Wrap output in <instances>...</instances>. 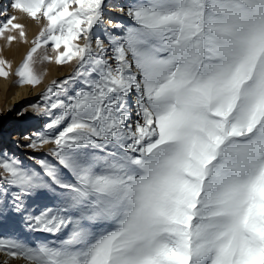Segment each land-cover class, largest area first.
Wrapping results in <instances>:
<instances>
[{
  "label": "snow or ice",
  "instance_id": "6c2138e0",
  "mask_svg": "<svg viewBox=\"0 0 264 264\" xmlns=\"http://www.w3.org/2000/svg\"><path fill=\"white\" fill-rule=\"evenodd\" d=\"M117 7L0 9V39L30 45L14 72L0 58V77L39 86L49 66H73L16 113L42 121L15 142L28 162L0 148V225L15 233L0 251L25 264H264V0ZM26 19L40 25L31 41Z\"/></svg>",
  "mask_w": 264,
  "mask_h": 264
},
{
  "label": "bare ground",
  "instance_id": "6f19581e",
  "mask_svg": "<svg viewBox=\"0 0 264 264\" xmlns=\"http://www.w3.org/2000/svg\"><path fill=\"white\" fill-rule=\"evenodd\" d=\"M108 2L110 4L109 12L115 16L118 12L117 6L127 3V0H108ZM9 3L10 0H0V9L6 8ZM3 5L5 6L2 7ZM8 12L19 15V13L14 12L10 8H8ZM4 43L1 39L0 46ZM72 71V65H67L62 68L49 66L48 72L39 86L18 85L12 81L14 75L8 79L0 78V113H3V116H0V148L8 150L9 153L16 151L21 156L34 155L30 149L17 146L15 142L20 139L22 133L27 134L29 131L35 132L42 121L38 122L30 115L21 119L16 113L36 103L38 95L53 79H62ZM35 155L39 154L36 153ZM4 261H7V264H25L23 260H13L5 252L0 251V264H3Z\"/></svg>",
  "mask_w": 264,
  "mask_h": 264
},
{
  "label": "rangeland",
  "instance_id": "374dc122",
  "mask_svg": "<svg viewBox=\"0 0 264 264\" xmlns=\"http://www.w3.org/2000/svg\"><path fill=\"white\" fill-rule=\"evenodd\" d=\"M4 6L5 5H3L2 7H4ZM0 19H1V17H0ZM25 22L28 24V38H29V41H31L35 37V35L38 34L40 25L35 23L34 21L27 20V19L25 20ZM0 42H1V39H0ZM29 46L30 45L23 44V43H16V44L9 46L6 43H4L2 46H0V58H4V59H7L8 61H10L12 63V71L14 72L15 69H17L18 66L21 64L23 57L26 54V51H27ZM49 52L51 53V49H49ZM52 66H55V65H52ZM62 67H64V66H62ZM62 67H57V68H62ZM6 79H8V78H6ZM16 79L17 78L14 75V78L12 79V81H15ZM12 153H15L21 159L25 160V162H28V158L31 157L30 154L25 155V156H21L16 151H13ZM24 157H26V158H24ZM12 235H15V233H14L12 225L10 223H5V224L0 225V236H12Z\"/></svg>",
  "mask_w": 264,
  "mask_h": 264
}]
</instances>
